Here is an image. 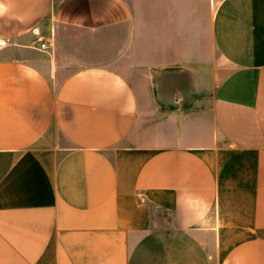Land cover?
Segmentation results:
<instances>
[{
    "label": "crops",
    "instance_id": "obj_1",
    "mask_svg": "<svg viewBox=\"0 0 264 264\" xmlns=\"http://www.w3.org/2000/svg\"><path fill=\"white\" fill-rule=\"evenodd\" d=\"M209 3L0 0V264H264V0Z\"/></svg>",
    "mask_w": 264,
    "mask_h": 264
},
{
    "label": "rangeland",
    "instance_id": "obj_2",
    "mask_svg": "<svg viewBox=\"0 0 264 264\" xmlns=\"http://www.w3.org/2000/svg\"><path fill=\"white\" fill-rule=\"evenodd\" d=\"M130 1V0H129ZM140 1V5L143 3V0H137ZM215 4L219 0H211ZM210 0H146V7H149L151 5H154L159 8V11L157 12V26L159 25V28L161 26H166L167 30H173L174 35L177 36L178 41L180 42L182 39V36H189L191 34H194L196 31L195 28V19H197L199 16L204 17V15L211 12V5L209 2ZM209 3V4H208ZM210 5V11L204 10V6L208 8ZM154 13L148 12V22L147 24L149 27L151 26L152 20L150 17H154ZM173 19L175 21V27L170 26V20ZM151 28V27H150ZM70 32V31H69ZM69 35L77 36V37H85L88 38L91 35L84 34L82 32H70ZM105 38L112 40L114 37H117L120 35V30L118 28H113L112 30L105 31L101 34ZM151 35L152 31H151ZM153 37H150V41ZM158 44L153 45L155 48L162 50L166 46H169L171 44V40H168L167 36L164 35L163 39L158 37ZM143 41V40H142ZM152 42V41H151ZM144 44V43H143ZM111 50V49H109ZM114 52V51H113ZM112 52V57L109 58L110 61L107 60L109 64H112V66H117L120 63H122L120 56L117 54V56H114ZM115 58H114V57Z\"/></svg>",
    "mask_w": 264,
    "mask_h": 264
},
{
    "label": "built area",
    "instance_id": "obj_3",
    "mask_svg": "<svg viewBox=\"0 0 264 264\" xmlns=\"http://www.w3.org/2000/svg\"><path fill=\"white\" fill-rule=\"evenodd\" d=\"M39 45V49L41 50H46L50 45L48 43H45L43 40L39 39L38 40Z\"/></svg>",
    "mask_w": 264,
    "mask_h": 264
}]
</instances>
